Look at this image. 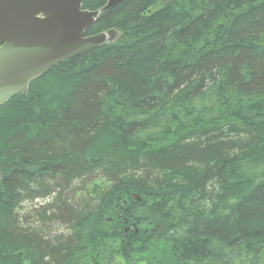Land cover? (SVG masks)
<instances>
[{
    "label": "trees",
    "instance_id": "trees-1",
    "mask_svg": "<svg viewBox=\"0 0 264 264\" xmlns=\"http://www.w3.org/2000/svg\"><path fill=\"white\" fill-rule=\"evenodd\" d=\"M102 33L0 107V264H264V0H126Z\"/></svg>",
    "mask_w": 264,
    "mask_h": 264
},
{
    "label": "water",
    "instance_id": "water-1",
    "mask_svg": "<svg viewBox=\"0 0 264 264\" xmlns=\"http://www.w3.org/2000/svg\"><path fill=\"white\" fill-rule=\"evenodd\" d=\"M87 0H0V107L62 62L107 43L112 33L86 36L104 12L126 0L85 11Z\"/></svg>",
    "mask_w": 264,
    "mask_h": 264
},
{
    "label": "rangeland",
    "instance_id": "rangeland-1",
    "mask_svg": "<svg viewBox=\"0 0 264 264\" xmlns=\"http://www.w3.org/2000/svg\"><path fill=\"white\" fill-rule=\"evenodd\" d=\"M115 36H116V34H115ZM115 36L113 35L112 39H114ZM112 39H111V37H109L108 41H109V40H112ZM45 203H46V202L38 201V202H37V205H44ZM60 232H61V230H60ZM116 264H124V262H123L122 260H120V261H117Z\"/></svg>",
    "mask_w": 264,
    "mask_h": 264
}]
</instances>
